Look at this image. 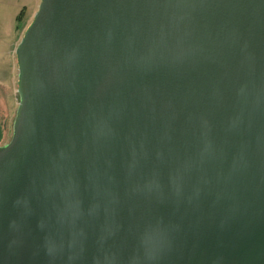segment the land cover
Wrapping results in <instances>:
<instances>
[{
  "label": "water",
  "instance_id": "water-1",
  "mask_svg": "<svg viewBox=\"0 0 264 264\" xmlns=\"http://www.w3.org/2000/svg\"><path fill=\"white\" fill-rule=\"evenodd\" d=\"M15 55L0 264H264V0H40Z\"/></svg>",
  "mask_w": 264,
  "mask_h": 264
},
{
  "label": "rangeland",
  "instance_id": "rangeland-1",
  "mask_svg": "<svg viewBox=\"0 0 264 264\" xmlns=\"http://www.w3.org/2000/svg\"><path fill=\"white\" fill-rule=\"evenodd\" d=\"M2 1L3 3L0 0V125L2 126L0 146L7 144L11 139L19 102L15 49L38 7L37 2H31L17 10L18 6L14 4L17 0L12 3H9V0ZM21 10H24V25L22 30L17 32L15 18Z\"/></svg>",
  "mask_w": 264,
  "mask_h": 264
},
{
  "label": "trees",
  "instance_id": "trees-1",
  "mask_svg": "<svg viewBox=\"0 0 264 264\" xmlns=\"http://www.w3.org/2000/svg\"><path fill=\"white\" fill-rule=\"evenodd\" d=\"M23 14H24V10H21L17 14V16L15 18V31H17V32L20 31V30H22V27L24 25V22H23L24 16H23Z\"/></svg>",
  "mask_w": 264,
  "mask_h": 264
},
{
  "label": "crops",
  "instance_id": "crops-1",
  "mask_svg": "<svg viewBox=\"0 0 264 264\" xmlns=\"http://www.w3.org/2000/svg\"><path fill=\"white\" fill-rule=\"evenodd\" d=\"M9 3H12V2H14V0H9L8 1ZM7 2V3H8ZM34 3V2H37V6L39 5V2H40V0H17V3H14V4H17V6H18V8H17V10L19 9V8H22V6L23 5H28L29 3ZM1 3H3V1L1 0ZM38 8V7H37ZM17 12V11H16ZM15 12V13H16ZM15 13H13L14 15H15ZM14 15H13V17H14Z\"/></svg>",
  "mask_w": 264,
  "mask_h": 264
},
{
  "label": "flooded vegetation",
  "instance_id": "flooded-vegetation-1",
  "mask_svg": "<svg viewBox=\"0 0 264 264\" xmlns=\"http://www.w3.org/2000/svg\"><path fill=\"white\" fill-rule=\"evenodd\" d=\"M0 130H1V134H2V126H1V125H0ZM1 139H2V137H1ZM1 139H0V140H1Z\"/></svg>",
  "mask_w": 264,
  "mask_h": 264
}]
</instances>
